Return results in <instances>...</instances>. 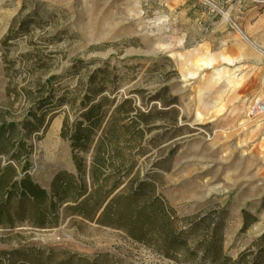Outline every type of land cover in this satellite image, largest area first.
<instances>
[{
  "label": "rangeland",
  "instance_id": "1",
  "mask_svg": "<svg viewBox=\"0 0 264 264\" xmlns=\"http://www.w3.org/2000/svg\"><path fill=\"white\" fill-rule=\"evenodd\" d=\"M168 7L184 8L177 0H0V132L13 125L2 135L0 170L12 166L13 183L28 176L47 192L58 172L77 175L74 156L85 164L90 156L62 132L81 120L88 98L103 97L104 122L131 140L120 145L126 164L149 184L127 217L136 219L144 198L160 216L143 244L71 215V202L43 216L14 201L0 216V264H211L203 250L212 220L217 258L253 250L264 230V114H247L252 99L264 101L233 102L229 113L225 70L193 68L201 65L194 48L179 51L176 31H167ZM215 75L223 77L209 83ZM30 113L42 128L26 133ZM20 136L27 154L13 160ZM200 220L182 252L161 253L170 232Z\"/></svg>",
  "mask_w": 264,
  "mask_h": 264
},
{
  "label": "trees",
  "instance_id": "2",
  "mask_svg": "<svg viewBox=\"0 0 264 264\" xmlns=\"http://www.w3.org/2000/svg\"><path fill=\"white\" fill-rule=\"evenodd\" d=\"M94 101L96 99L88 98L84 107L86 111L80 115L81 120L69 131L62 132V137L70 143L73 151L89 154V164H85L83 158L74 156L77 175L58 172L50 182L49 192L28 176L13 183L15 170L7 165L0 170V216L9 212L8 209L14 201L20 208L24 205H29L32 209L38 207V211L42 212L43 216L46 212L50 216L57 215L60 207L71 202L73 206L67 208L72 211L71 215L94 221L100 226L121 230L138 242L150 244L153 229L160 227L157 221L158 217L160 219L157 203L144 198L136 210L134 216L136 219L127 217L130 204L141 200V197L147 193L149 184L137 182L136 175H133V164L127 165L126 163L131 161L120 152V145L131 141L128 134L113 132L110 127L111 121L104 122L105 115L101 114V108L103 104L109 103L108 99L100 97L96 103H93ZM30 117L34 122H28L30 119H27L22 124L26 133L42 128V120H38L36 114L30 113ZM35 122L41 127H37ZM12 127L13 125H7L1 128L0 143L4 133L11 137ZM107 142H109L108 146ZM16 144L11 154L13 160L27 154L21 136L16 139ZM122 185L123 188L120 189ZM248 217L245 214L244 228L247 227ZM202 221L192 223L187 231L179 234L170 232L163 246H158V249L167 257L175 252H182L183 246L187 245V236L199 227ZM212 224L215 227L208 228L209 238L206 240L208 244L203 250L205 258L210 260L211 264H264V230L253 244V250L239 255L235 261H232L230 258H217L212 254V250L214 248L218 250L220 246L218 223L212 220ZM37 225L44 227L43 220ZM198 243L200 244L194 248H201L205 241Z\"/></svg>",
  "mask_w": 264,
  "mask_h": 264
},
{
  "label": "crops",
  "instance_id": "3",
  "mask_svg": "<svg viewBox=\"0 0 264 264\" xmlns=\"http://www.w3.org/2000/svg\"><path fill=\"white\" fill-rule=\"evenodd\" d=\"M177 1L184 8L176 12L168 7L167 31H176L179 51L194 48L201 62L193 65L195 70H225L229 113L233 102L253 96L264 101V7L250 0ZM222 77L212 76L208 82ZM260 122L264 132V117Z\"/></svg>",
  "mask_w": 264,
  "mask_h": 264
},
{
  "label": "built area",
  "instance_id": "4",
  "mask_svg": "<svg viewBox=\"0 0 264 264\" xmlns=\"http://www.w3.org/2000/svg\"><path fill=\"white\" fill-rule=\"evenodd\" d=\"M254 4H258L264 7V0H250ZM264 114V102L258 98L252 99L248 104V117L255 119Z\"/></svg>",
  "mask_w": 264,
  "mask_h": 264
}]
</instances>
